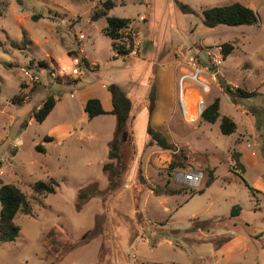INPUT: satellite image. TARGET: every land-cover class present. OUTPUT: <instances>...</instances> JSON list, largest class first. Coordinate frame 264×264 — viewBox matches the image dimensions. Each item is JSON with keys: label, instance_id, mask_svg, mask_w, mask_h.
<instances>
[{"label": "rangeland", "instance_id": "rangeland-1", "mask_svg": "<svg viewBox=\"0 0 264 264\" xmlns=\"http://www.w3.org/2000/svg\"><path fill=\"white\" fill-rule=\"evenodd\" d=\"M104 1L0 0V180L30 203L16 218L19 236L0 244V264H264V0H117L110 15L130 19L125 33L134 34L127 57L112 50L105 18L90 21ZM235 2L252 8L258 24H202L203 10ZM224 43L234 50L202 95L207 105L220 98L221 117L237 124L231 135L221 132L220 119L186 120L178 100L185 60L206 64L207 49ZM81 48L96 65H79ZM25 70L40 80L30 81ZM113 83L134 107L120 163L109 159L116 118L85 119L82 106L96 86ZM222 84L258 95L235 103ZM152 88L155 115L175 151L149 142ZM49 95L61 100L58 107L29 125ZM181 148L189 161L171 170ZM107 163L117 172L114 182ZM191 168L205 175L196 189L174 180ZM239 174L259 192L251 194ZM40 180L56 181L57 192L36 195ZM165 188L184 193L166 196ZM80 190L89 196L77 209ZM235 205L242 212L230 218Z\"/></svg>", "mask_w": 264, "mask_h": 264}, {"label": "trees", "instance_id": "trees-1", "mask_svg": "<svg viewBox=\"0 0 264 264\" xmlns=\"http://www.w3.org/2000/svg\"><path fill=\"white\" fill-rule=\"evenodd\" d=\"M79 1V0H78ZM117 0H106L101 3V8L96 9L90 18L91 23L98 21L101 18L106 19L107 26L103 29V34L111 40V47L118 56L127 57L134 46V34L132 32L125 33L128 29H131V21L127 18H119L111 16L110 11L115 8ZM123 2L127 0H122ZM184 11L193 12V10L187 5L181 7ZM0 15L1 11H0ZM42 18V15L36 14L32 16L34 21H38ZM202 24L207 28H215L217 26H228V27H239V26H251L258 24V18L254 10L248 6L243 5L240 2H235L230 5L214 6L207 8L202 12ZM234 50L232 43L223 44L224 58H227ZM114 56V58H118ZM77 58V57H75ZM41 66L47 67L48 65L44 62L40 63ZM87 67L88 61L82 57L79 65ZM226 93H228L233 101L236 103L238 99L251 98L258 95L256 91H247L242 88H232L230 85H221ZM111 94L113 109L110 112L105 111L102 103L97 98H90L84 104V112L87 114L89 119H93L100 115H113L116 118V129L113 140L109 143L110 146V160H116L118 163L121 162V150L125 143L131 138V129L129 130L133 120V102L128 94L117 84H110L107 87ZM155 88H152L149 95V122L147 126V134L149 142L163 150H173L176 148L171 143L165 133L154 129L151 125V117L155 109ZM20 104L21 100H17ZM56 98L53 95H49L42 106L38 110L33 111V118L38 123H43L46 118L50 115L56 106ZM201 118L203 121L208 123H216L220 119L221 132L224 135H231L236 132L237 124L235 121L228 117L220 114V98H214L213 101L203 111ZM50 137H46L49 140ZM38 149L45 151L42 146H38ZM189 161V156L184 149L174 154L171 162L170 169L185 168ZM240 167L241 172L245 170L244 165L240 163L239 159L236 161ZM103 169L110 173V178L114 182L117 177V172L112 163H107L103 166ZM240 175V174H239ZM246 187L249 189L251 194L258 193L254 187L250 186L242 175ZM215 180L210 177L207 180L206 188L211 186ZM56 181L50 180V182L37 181L33 186V192L39 196H48L55 194ZM154 191H157L153 189ZM166 196L180 195L184 193V190H170L164 189L161 191ZM204 191H199L203 193ZM95 193V192H94ZM92 193V195L94 194ZM88 192L80 190L78 193L76 207L77 209L82 208L85 200L88 198ZM0 244L13 242L19 236L20 226L16 223L18 214L22 211L29 210V198L28 196L16 185L5 184L0 180ZM242 207L235 205L232 208L230 218H236L240 216Z\"/></svg>", "mask_w": 264, "mask_h": 264}, {"label": "built area", "instance_id": "built-area-1", "mask_svg": "<svg viewBox=\"0 0 264 264\" xmlns=\"http://www.w3.org/2000/svg\"><path fill=\"white\" fill-rule=\"evenodd\" d=\"M206 64L199 62L197 59L190 57L185 60L182 74L178 79V100L180 110L183 117L188 120L191 117V100L190 91H197L199 97L195 103V112L197 119L201 117L203 111L208 106L202 93L209 92L211 84L217 83V76L220 74V68L224 61V54L222 46H216L206 51ZM28 79L32 82L39 81L37 75H33L29 70L24 71ZM71 74L80 75L81 71L78 68H73ZM195 121V120H194ZM204 172L199 169H189L187 172H176L174 180L177 183L186 184L190 188L196 189L204 182Z\"/></svg>", "mask_w": 264, "mask_h": 264}, {"label": "crops", "instance_id": "crops-1", "mask_svg": "<svg viewBox=\"0 0 264 264\" xmlns=\"http://www.w3.org/2000/svg\"><path fill=\"white\" fill-rule=\"evenodd\" d=\"M81 54H82V56H83V58H85L87 61H88V59H87V56H86V54H85V52H84V50L81 48ZM115 54V53H114ZM76 62H77V60H76ZM91 65H96L97 63L96 62H94V61H88ZM78 64V63H77ZM162 68H163V66H161ZM110 84H108V86H109ZM107 85H105V84H101V85H98V86H96L95 88H94V91L91 93V94H89L88 96H86L83 100H82V106L84 107V104H85V102L88 100V99H90V98H97V99H99L100 101H101V103H102V106H103V108L105 109V111H107V112H110V111H112V109H113V104H112V98H111V94H110V92L108 91V89H107V87H108ZM129 96V95H128ZM56 100H57V102H56V106H55V108L53 109V111L56 109V107H58V104H59V102L61 101L60 99H58V98H56ZM157 104H156V106H155V109H154V112H153V115H152V117H151V125H152V127L154 128V129H156V130H158V131H161V132H163V133H165V130L163 129V128H161V124H160V117H158V115L156 116L155 114H156V110L158 109V106H159V100H157V102H156ZM167 107H169V105L167 106ZM52 111V112H53ZM85 113V112H84ZM171 112L169 111V114H170ZM84 117H85V119H88V116H87V114L85 113L84 114ZM33 120L34 119H32V121L29 123V125L33 122ZM70 133L71 132H68V134L70 135ZM47 137H50V136H47ZM51 140H53V137H51ZM146 247V246H145ZM147 248V247H146ZM160 248V247H159ZM147 249H149V248H147ZM154 249H157V248H154ZM150 250H153V249H150Z\"/></svg>", "mask_w": 264, "mask_h": 264}, {"label": "bare ground", "instance_id": "bare-ground-1", "mask_svg": "<svg viewBox=\"0 0 264 264\" xmlns=\"http://www.w3.org/2000/svg\"><path fill=\"white\" fill-rule=\"evenodd\" d=\"M189 94H191L190 97L193 96V98H192V100L190 102L192 116L191 117H188V121H194V120L197 119V114L195 112V110H196L195 103H196V101H197V99L199 97V94H198V92L196 90L195 91H190Z\"/></svg>", "mask_w": 264, "mask_h": 264}]
</instances>
